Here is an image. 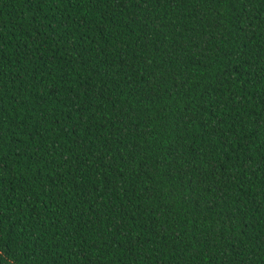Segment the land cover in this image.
<instances>
[{
    "label": "trees",
    "instance_id": "obj_1",
    "mask_svg": "<svg viewBox=\"0 0 264 264\" xmlns=\"http://www.w3.org/2000/svg\"><path fill=\"white\" fill-rule=\"evenodd\" d=\"M0 264H264V0H0Z\"/></svg>",
    "mask_w": 264,
    "mask_h": 264
}]
</instances>
